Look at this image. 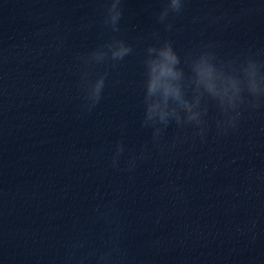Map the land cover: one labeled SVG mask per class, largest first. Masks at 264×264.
<instances>
[{"label":"water","instance_id":"obj_1","mask_svg":"<svg viewBox=\"0 0 264 264\" xmlns=\"http://www.w3.org/2000/svg\"><path fill=\"white\" fill-rule=\"evenodd\" d=\"M109 3L0 0V264H264V95L245 91L226 129L211 98L162 144L142 125L147 46L264 72V0H187L164 20L166 0H121L115 32ZM114 36L132 50L90 57Z\"/></svg>","mask_w":264,"mask_h":264},{"label":"clouds","instance_id":"obj_2","mask_svg":"<svg viewBox=\"0 0 264 264\" xmlns=\"http://www.w3.org/2000/svg\"><path fill=\"white\" fill-rule=\"evenodd\" d=\"M187 0H166L159 12V19L184 15ZM122 15L121 0H110L104 22L111 29L119 31L118 21ZM132 50L124 39L114 36L106 48L93 49L90 57L101 60L106 56L113 59L124 57ZM143 104L142 125L145 132L153 133V143L162 144L173 125L190 123L200 126L207 112L208 98H211L224 114L217 120V126L226 129L234 126L240 115V105L245 101V91L252 97L264 95V72L261 65L248 57L236 66L232 61H218L215 53L205 46L181 65L172 47L163 44H149L143 57ZM105 74H98L88 82L89 107L101 96ZM203 131V128L200 129ZM123 150L117 144V154ZM117 157L113 156V163ZM133 166L135 162L133 161Z\"/></svg>","mask_w":264,"mask_h":264}]
</instances>
